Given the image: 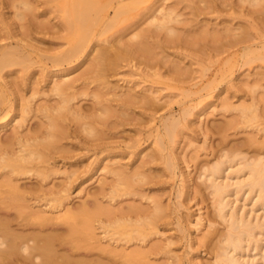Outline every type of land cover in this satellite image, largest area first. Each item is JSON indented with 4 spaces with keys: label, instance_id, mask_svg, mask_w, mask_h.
Here are the masks:
<instances>
[{
    "label": "bare ground",
    "instance_id": "obj_1",
    "mask_svg": "<svg viewBox=\"0 0 264 264\" xmlns=\"http://www.w3.org/2000/svg\"><path fill=\"white\" fill-rule=\"evenodd\" d=\"M167 1L171 0H0V9L12 10L11 18L0 13V43L9 41L5 45L0 44V264H150L148 252L155 256L168 250L171 242L176 243L171 241V237L164 238L166 242L160 240L162 237L160 241L156 238L163 235L164 231L161 233L160 228L170 218L167 210L173 208V212L178 211V214L179 210L187 211V205L196 197L200 198V202H209L212 210L209 217L203 216L206 221L199 214L195 222L196 226L206 229L197 244L198 247L210 248L208 253L212 251L213 262L210 264H264V127L257 130L253 128L256 132H250L251 137L244 142V146H237L235 151L231 147V152L226 147V151L220 150L212 161L202 163L198 160V152L207 151L208 143L204 140L208 139V132L204 131V122L201 121L197 127L203 132V145L193 148L196 146L192 138H189L183 142L185 147L180 154H173L172 148L178 139L176 137L180 135H177V131L189 128L185 121L196 108L192 105L179 110L177 117L174 115L176 111L170 110L160 120V126H155L149 132L148 138L153 139L155 147L149 150V154L143 156L144 150L135 153L142 141L133 143L127 155L136 157L138 161L145 158L141 163L136 164L137 159L132 164L124 161L121 163L127 155L124 152H113L111 142L115 140H111L110 131L123 126V123L129 124L130 119L133 121L134 108L152 111L159 107L156 97L158 92L155 89L145 91L149 94H142L136 92L134 87L117 92V86H110L106 74L120 66V63L126 62L131 68L143 65L139 74L143 83L161 85L169 91L179 88L186 98L196 97L195 106L211 97L218 89L216 85L211 86L212 83L188 94L184 91V85L191 78L192 71L182 69L177 62L168 60L162 51L160 54L156 53L158 50L155 51L163 49V44H191V39H183V35L180 37L170 26L180 23V15L176 12L178 5L186 3L184 5L194 12L193 15L204 11L215 12L218 2L232 8L246 6L249 8L247 16L264 15V0H174L168 8H161ZM201 4L202 8L198 6ZM40 7L43 8L41 13ZM48 15L52 18L39 20ZM146 22V27L142 28ZM216 29L211 32L205 28L193 40H207L216 45L225 39L227 41L224 45L229 48L250 41L243 37V30L242 37L236 38L237 34H232L234 30H228L227 26L223 32ZM33 33L41 36L44 34L42 39L46 38V33L56 35L54 40L59 43L54 44V47L66 48L50 54V50L56 49L46 51L29 43ZM54 36H51V40ZM258 38L260 45L257 42V45L241 49L240 55L236 53L232 57L235 60L231 61L235 62L228 63V77L224 76V72L220 77L229 78L240 61L241 67L254 61L264 62V35ZM38 40L43 41L40 38ZM94 53L96 57L92 58ZM85 64L88 66L85 72L76 78H67L68 71H77ZM15 67L20 71H14ZM34 67L39 70L38 79L35 77L37 72L30 70ZM157 67L163 68L164 73L155 70ZM56 77L62 80L54 82L53 78ZM261 77L258 76L251 85L246 86L251 99L249 103L244 101L236 108L231 107L227 101L220 103L226 112L236 111L241 123H254L257 128V125L264 123V108H261L264 106V87L260 84ZM46 78L50 86L49 90L44 91L41 84ZM92 85L94 89L90 90ZM243 87L234 88L242 91ZM28 90L31 91L29 96ZM260 90L263 91L262 95L256 97ZM46 93L47 97L50 94L56 97L53 105L32 104L36 97ZM83 96L92 100L91 107L86 111L75 104ZM33 118L38 122L33 128H28ZM240 119L235 121L238 123ZM235 123L230 120L228 126ZM10 124V133L4 134L5 138L4 135L1 137L3 129ZM76 139L85 147L84 152L90 154L91 159L99 153L105 154L104 159L99 162L92 160L91 163L88 159L89 164L83 167L81 158L85 153L82 155L81 150L79 156L76 153L78 149L76 152L71 151L76 147L69 146L72 140L76 144ZM190 147L194 149V155L190 156L194 162L193 179L199 181L193 185H190L193 181L192 171L186 152ZM119 148V151L122 150ZM179 156L186 169L179 175L182 180L176 191L177 202L174 206L167 203L164 206L161 199L155 198L158 195L154 194L150 198L147 194H141L138 186L152 179L151 175L154 174L150 166H159L157 163H161L176 178V161H180ZM56 159L73 161L59 163ZM97 173L102 178L95 179ZM81 174L87 175L86 178L82 179ZM57 176H61V180L57 182L58 179H55L57 184L52 182L48 186V181ZM94 179L98 183L97 189L87 191L84 187ZM74 188L78 192L73 196L82 194V198L85 197L76 205L72 202L74 193L71 190ZM125 196H138L151 206L147 203L149 206L146 208L145 205L138 206L135 203L126 207V211L123 210L126 208L116 207L117 199ZM159 198H163V195ZM260 213L263 215L260 216ZM160 222L166 224L161 226ZM215 225L221 226V229ZM184 231L180 229V234ZM152 237L157 242L154 240L152 244ZM149 240L152 244L148 245L149 251L138 246ZM130 244L135 248L129 250L127 245ZM191 244L187 245L193 249ZM252 252L255 255H251ZM178 260L177 257V260L168 264H179L181 261Z\"/></svg>",
    "mask_w": 264,
    "mask_h": 264
},
{
    "label": "rangeland",
    "instance_id": "obj_2",
    "mask_svg": "<svg viewBox=\"0 0 264 264\" xmlns=\"http://www.w3.org/2000/svg\"><path fill=\"white\" fill-rule=\"evenodd\" d=\"M39 1H41V0H39ZM173 1L174 0L164 2L162 4L161 8H168L169 6H171L173 4ZM182 4H183V2H182ZM182 4H180L181 6L178 5L177 9H176L177 10L176 12L178 13V15H180L179 18H178L180 23L179 22L178 23H174V24H171L170 26L174 28V31H177L176 33L179 34L180 37H182V35H183V39L186 38L188 41H190V39H191V44L188 45V44H185V43H183V44L182 43H176V44H174V46H170V45L167 46L166 44H163V46H162L163 49H156L155 51L158 50L156 52L158 54H160L161 51H162V53L165 56L167 55V57H168L167 59L168 60H170V61L173 60V61L177 62L182 69H189V70L192 71L191 76H190L191 78L189 80H187L185 85H184L185 86L184 91H187L188 94L191 95V94H193V93H195L197 91V88H199V87L200 88H202V87L205 88L209 84H212V83L213 84L211 86L216 85V88L218 87V89H216V91L211 95V97L206 98L205 100L200 102L199 105L195 106L194 102L196 101V97L194 96L191 99L186 98V96L184 95L183 91H181V89H179V88H178V90H170L169 91V90L166 89V87L164 88V86H161V85H159V86L158 85H152L151 86V84L148 83V82L143 83L141 77L139 76L141 70L144 67L143 65H139V66L137 65L136 67L131 68L130 65L129 66L126 65L127 64L126 62L120 63L119 64L120 66H117L116 68L114 67L111 71H108L107 74H106V76H107L106 79L108 80V83L110 84V86H117L118 87L117 92H121V91L123 92L125 89L134 87L136 92L142 93V94L143 93L149 94V93H146L145 91H148V90L153 91L155 89L156 92H158L156 94V97L158 98L157 99V103H158V106L160 108L158 107V110H152V111L151 110H148V111H144L143 110L142 111V109L139 110V108L137 110H135V108H134L133 109L134 112L132 111V114L133 113L134 114L133 115L131 114L133 116L132 117L133 121H131V119H130L131 123L129 122V124H126V125H124V123H123L124 127L123 126H119L118 128H116V130L110 131L112 138L115 137L114 139L111 138V140H115V142H117V144H119V146H118V145H116L115 142H111L109 140L111 143H113V144L115 143V145H116L115 146V145L111 144V146L114 147L113 152H121V153L124 152L123 154L127 155L131 151L130 147L133 146L136 143V141L137 142L138 141H142V142H140L141 147L138 150H135L134 152L137 153L139 151H143L144 150V152H143L144 155L143 156L149 154L151 152L149 150H152L153 148H155L154 144H153L154 143L153 139L152 138H148L149 132L155 126H160V124H161L160 120L162 118H164V116H167L168 115L167 113H169L170 110L173 111V112L176 111L175 112L176 114L174 113V115L177 117L179 115V113H180L179 110H181L184 107H189V106H192V105L194 107H196V108L191 112V117H189L185 121V124H188L189 128L187 130H184V131L182 129H180L181 131L180 130L177 131V135L178 134H180V135H178L176 137L178 139H176V144L173 146L174 148H172L173 154H180V152L183 150L182 149L183 146H184L183 142H186L187 139L192 138V140L194 142L193 145L196 146V147H193V148H196V149L199 148L201 145H203L204 141H206L205 143H208L207 144V148L208 149H207L206 152L205 151H201L203 153H201L200 151L198 152V156H199L198 160L200 162H202V163L203 162L205 163L207 161H212L213 158H214L213 156L217 155V153L220 150L226 151V149L230 148L229 151L231 152V147H233L232 151H235L237 149V146H244V142H246L247 139L249 137H251V133L250 132H252V134L253 133L255 134V132H256L254 130L255 128L257 130V129H262L264 127V123L260 124V125H257L259 128H257L256 124H254V123H252V124H250V123H241L242 120L240 118H237L238 114H237L236 111L226 112L225 109L222 108L221 105H220L221 102L227 101V103L231 107L236 108L240 104H242L244 101L249 103L251 101V99H250V96L247 94L246 86L247 85H251L252 82L258 76H259V78L261 76H263V78H264V75H263L264 74V62H262V61H256V62L254 61V62L250 63V65L248 64L247 66H244V67H241V63L242 62L238 61L239 63H238L237 68L238 67L239 68L237 69L235 67L233 69V72H232L233 74L229 78H226V77H228V76H226V75H228L227 74L228 71L226 72V70H228V68L230 66L229 64H232V63L235 62V61L232 62L233 60H235V58L232 59V57L236 53L238 55H240L241 49H243L244 47L251 46V45H257V42L258 41L260 42L258 37L260 35H264V15L256 14V15H253V16H247V12L249 11V8H247L246 6H243V7H240V8H237V7L232 8L230 6L231 7L230 8L229 5L228 6H227V4L221 5L219 2L217 3V9H216L215 12L204 11V13L193 15L194 12L191 9H189V8H187L185 6L186 3H184L185 5L184 4L182 5ZM198 6L202 8L203 4L198 5ZM42 7H40V8H42ZM43 8H42V10L40 9V11L38 10L39 13H41L43 11ZM11 11H10V9L7 10L5 8L0 9V13L2 15H4L5 17H8V18L12 17V15H10V14H12ZM233 12H235V13H233ZM42 18H44V20H45L47 18H49V19L52 18V16L48 15L46 17H40L39 20H43ZM54 22H55V20L52 21V23H54ZM146 24H147V22L141 27L145 28ZM211 26H213V27H211ZM215 26L217 27V29H216ZM225 26L228 27V30H230V29L234 30L235 33L232 32V34H234V35L237 34L236 38H238V37L240 38V36L242 37V33H244L243 37L244 38H248L250 40L249 41L250 44L247 42L246 44H244L245 46L243 44H238L236 47L232 46L233 48L232 47L229 48V47L224 45V42L227 41V40L225 41V39L222 40V42L216 43V45L215 44H211L210 41L208 42L207 40H201V41H198V40L196 41V39L193 40L197 36V34L199 32H201L202 30H204L205 28H207L208 30L210 29V31L211 30L213 31V29L215 28L216 30H219L220 32H223L224 29H225ZM236 28H237V30H236ZM238 29L240 31H238ZM226 30H227V28H226ZM242 30H243V32H242ZM50 33H52V31H50ZM50 33H46L45 34V36H44V37H46L45 39H42L44 34L41 36L40 34L33 33L34 35L33 34L31 35V39L32 40H30L29 43L39 47L40 49H43V50L46 49V51H47V49H52V48L56 49L54 51L50 50L48 52L50 54H53L56 51H60L61 49H65L66 48L65 46L61 47L60 49H58L57 47H54L55 46L54 44L59 43V41L54 40L56 35L54 36L53 34H50ZM0 34L2 35V33H0ZM35 34H36V36H35ZM37 35H39V36H37ZM51 36H54V37H52L53 41L51 40ZM39 38L41 40H43L42 41L43 43L38 40ZM233 38H235V37H233ZM256 38H258V40ZM252 39H253V41H252ZM48 40H50V41H48ZM192 40H193L194 43L192 42ZM8 42H1L0 44L1 45H5ZM14 42H16V41L14 40ZM36 42H38V44H36ZM259 42H258V46L260 45ZM13 45H14V43H13ZM103 46L104 45L102 44V47ZM263 55H264V53H263ZM94 57H96V53L93 54L92 58H94ZM238 58H236V59H238ZM229 61H230V63H229ZM87 67L88 66L85 64L84 66H81L77 71H75V70L74 71L73 70L68 71L66 73L67 74V78H74V77L76 78V76L78 77V75L81 72H83V71L85 72ZM66 68H69V67L66 66ZM32 69H30L31 72H37L35 77H37L36 79H38V77H39V72L38 71L39 70L36 67H34L33 70ZM156 69H158L159 71L164 73L163 68L157 67V68H155V70ZM13 70L14 71H17V70L20 71L18 67L17 68L15 67ZM222 72H224L223 74H225L224 76H226L225 78L227 80H225L224 76L220 77V75L222 76V74H221ZM262 72H263V74H262ZM17 75L19 77L20 73L18 72ZM263 78H262V81L260 82L262 87H264ZM53 80H54V82L55 81L57 82V81L62 80V78L56 77V78H53ZM41 85L44 87V91L49 90L50 84H49V80L47 78H46V81L43 82ZM235 86H237V87L238 86H245V87H243V89L241 91L240 89L239 90L235 89L234 88ZM189 88L191 90H188ZM91 89L92 90L94 89V85L90 86V90ZM161 89H163V90L161 91ZM28 91H30V90H28ZM28 91H27V96H29L30 95L29 93H31V91L30 92H28ZM262 92L263 91H261V90L257 91L256 97H260V95H262ZM202 95H204V93H202ZM47 96H48V93H46L44 96L36 97L32 101V104H34V106L44 105L45 103H49V104L53 105L56 97L51 96V94H50L49 97H47ZM197 102H199V101H197ZM75 104H76L77 107L78 106L81 107V109L83 111H86L87 109H89L91 107L92 100L90 99V97H84L83 96V97H80L77 101H75ZM181 105H184V106L182 107ZM261 108H264V106H261ZM263 114H264V109H263L262 115ZM153 118H154V120H152ZM234 118L236 120L240 119L241 121L239 120L240 122L238 121V123H237V121H235ZM263 118H264V116H262V121H263ZM36 120H35V118H33L31 121H29L28 128H30V126H31V128H33L38 122ZM230 120L231 121L233 120L234 122H236L235 123L236 125L233 124V126L229 127L228 124H229ZM201 121L204 122L202 124V126H203L204 131L208 132L206 138H208L209 140L208 139L207 140L203 139V137H204V135H202L203 132H201V130H199L198 127H197ZM126 123H128V122H126ZM10 127H11V124H10V126H8V127L3 129L2 133H1V137L4 134L8 135L10 133V131H11ZM221 127H222V129H221ZM225 129H227V130H225ZM138 131H139V134H138ZM217 132H218V134H217ZM193 133H195V134H193ZM6 135H4L3 137L5 138ZM223 137L227 138V140L225 138H223ZM256 138L259 139V136H257ZM76 140H75V142H76L77 146H76L75 143H72L74 140H72V141L68 140L69 142L71 141L69 143L70 145L69 144L68 145L69 146L73 145L74 147H76V148L71 149V151H75L76 152L77 149H78V151L76 153L79 154L80 151L82 150L83 152L81 151L82 152L81 154L83 155V153H85V155H87L86 157H85V155H83V157L81 158V163H84V165L82 164L83 167L85 166V164L88 165L89 163H91L92 160L99 162V161L104 159L105 154L100 155V153H99L100 158L98 157L99 155L96 154V155H94L95 157L93 156V158L91 159V157H89L90 154H87L86 152H84L85 147L83 145H81V143L79 144V141L78 140L76 141ZM221 141H222L223 144L221 143ZM78 144L80 145V147H83V148L80 149ZM245 145H246V143H245ZM235 146H236V148H235ZM116 147H118V148L120 147L119 149H122V150L119 151L118 148L116 149ZM125 148L127 149V151H126ZM124 149H125V151H124ZM241 149L242 150L244 149L243 151H247V150L250 151L249 149H246V148H241ZM193 150H191V147H190L186 151L187 155H188L187 157H188L189 163H190L189 166L191 167L190 171H192L191 172V180H193V181L190 182V185H193L192 183L199 182V181H196L195 179H193L194 178L193 175H195L194 166H193L194 162H192V160L190 159V156L194 155ZM72 153H74V152H72ZM145 153H147V154H145ZM81 154H79V156H81ZM129 156L131 158H129ZM129 156L127 155L125 157V159L120 161V162L121 163L125 162L126 164H132L135 161V159H137L136 157L134 158L131 155H129ZM101 157H103V158L101 159ZM144 159L145 158L142 157L141 160H144ZM179 159H180V161H178V160L176 161L177 167H178L177 171H176V178L173 177L169 173V171L161 163H157V164H159V166L156 165V164L153 165V166H150V167H152L151 168V173H154V174L151 175L152 179H150L149 181H147L143 185L141 184V187H140V185L138 186V189L140 188L139 190H140L141 194H143V195L147 194V196L150 197V198L151 197L153 198L154 194H155V196L158 195L155 198L161 199L162 200L161 202L163 203V205L165 203H167L166 205H172V207H173L174 204L177 202V200L175 199L176 191L178 189V186L181 184L180 181L182 180V178H179L180 177L179 175L181 174V171L183 172L186 169V165L183 163V161L181 160L180 156H179ZM87 160L89 161V163H88ZM138 160L139 159H137V161ZM141 160L138 161V162L136 161V164L141 163L142 162ZM56 161H58V162L60 161L59 163H63L64 161H65L64 163H71L73 161V159L70 162H68L69 161L68 159L64 160V161L62 159H60V160L56 159ZM154 166H156V167H154ZM152 170H153V172H152ZM83 174H81V177H82ZM97 175H98V173H97ZM85 176H87V175H83L82 179L86 178ZM96 177L97 176H95V179L102 178V176L100 174L98 175L97 178ZM61 178H62L61 176H59V177L57 176V177H55L53 179H54V181H55V179H56V181L58 179L57 182H59L61 180ZM53 179H51V181H48V184L49 183L50 184H53V183L57 184V182L56 181L54 182ZM95 179L92 182L88 183L84 187V188H87V191L88 190L90 191L91 189L92 190L94 189V191H95L97 189L98 183H97V181ZM156 181H157V183H156ZM29 182L27 181V183H29ZM31 182H35V181H31ZM50 184L48 186H51ZM76 185H77V183H76ZM77 192H78V190H77ZM77 192H76L75 188L73 190H71V193H74V194H72V196L75 195ZM90 192H92V191H90ZM158 193L163 195V198H159V197H161V195L158 194ZM149 194L150 195L152 194V196H150ZM76 196H73L74 198H73V201H72L73 204H75V205L76 204H80L81 203L80 199L84 200V198H85V197L82 198V194L80 196H79V194L76 195ZM125 197H122L119 200L117 199V202H118L119 206L116 205V207L126 208L129 205H133L135 203L138 206L145 205L146 208L150 205L148 203V201H145L146 202L145 203L144 200L143 199L140 200V197L138 198V196L137 197L134 196L136 198H134V197L130 198V196H125ZM168 198H170V199H168ZM136 199L139 200V201H137ZM126 201L129 202L128 205H127ZM120 202H121V204H120ZM140 204H142V205H140ZM146 204H147V206H146ZM145 207L143 206L142 208H145ZM172 207H170V208H172ZM187 208H188L187 211H186V209L179 210V212H180L179 214H178V211H176V212L174 211L173 212V208H172V210H169V211L167 210V215H169V217H170L169 219H166V217L164 218V219H166L165 221H168V222H166L167 224L166 223H162V222H165V221H162V222H160L159 225L162 226V225L166 224V225H164L162 227H166L167 225H168V227H166L167 228L166 229V228H162L161 226H159V227L162 228V229L160 228L161 233L163 231H164V233H163L162 236L160 235L159 237H156V238L158 239V241L161 240L163 242L164 238L168 239V238L171 237L170 238L171 241L172 240L176 241V243L170 241L172 243V245H171L172 247L169 246V248H168L169 253L167 252L168 254L165 253L168 250H166L165 252L163 251L166 248H164L162 250L163 253L166 254V255H164L163 253L159 252L157 254H160V255L156 254L158 256L157 257L156 255L152 256L153 254L148 252L147 258H148V262L150 264H160V263L161 264H168L170 262H173L172 260H175V259L177 260V257L182 262V263L178 262L179 264H191V263L192 264L193 263L194 264H200V263L201 264H208V263L210 264V263L213 262L211 260L212 259V255H213L212 251H210L208 253L210 248L208 249V247H204V248L203 247H198V244H197V241H198L199 237L203 235L202 232H204V234H205V230L206 229L204 230L201 226L199 227V226H196V224H195V222H197V220H198L199 214H201L202 217L203 216L205 217L207 215L209 217L210 212L212 211V210H210L211 208H210L209 202H207V201L206 202H200V198L198 199V197H196V198H194V200L190 201V203L187 205ZM123 210L126 211L127 208L123 209ZM168 212H171V213L173 212L172 213L173 215L169 214ZM181 213L183 214V216H182ZM261 213H263V212H261ZM261 213H260V216L263 215ZM258 214H259V212H258ZM170 215H172V216H170ZM175 215H176V217H175ZM178 215H180V217H178ZM177 217L179 218V220H177L178 219ZM205 218H207V217H205ZM205 221H206V219H205ZM205 221L203 222V224L205 223ZM183 222H185V223H183ZM215 227L221 229V226L215 225ZM178 228H180V229L183 228V230H185L183 232V234H182V232L180 234V229H178ZM198 229H199V231H198ZM178 235L180 236V238L178 237ZM160 237H162V238L160 239ZM176 237L179 238V239H177ZM152 238H150V239L153 240V241L156 240V238H153V239ZM174 238H175V240H174ZM183 238L185 240H182ZM151 240H149V242L144 244V245H138V246H142L144 251H147V250L149 251L148 245L150 244ZM166 241H164V242H166ZM156 242H157V240H156ZM153 243H155V241L152 242V244ZM173 243H174V245H173ZM152 244H150L149 246H151ZM162 244H165V243H162ZM162 244H160V245H162ZM187 244H189V245L191 244V247L193 249L189 248V245H187ZM146 245H147L148 248L146 247ZM127 246H129L128 247L129 250L135 248L134 245H132V244L127 245ZM253 253L254 252H252L251 255H255V253L254 254ZM149 257H151V258H149ZM192 259L194 260V262H193ZM149 260H151V261H153L155 263H151V261H149ZM189 260H190V262H189Z\"/></svg>",
    "mask_w": 264,
    "mask_h": 264
}]
</instances>
